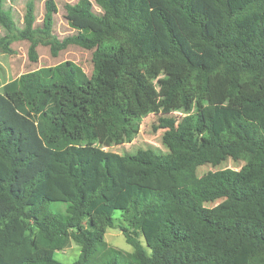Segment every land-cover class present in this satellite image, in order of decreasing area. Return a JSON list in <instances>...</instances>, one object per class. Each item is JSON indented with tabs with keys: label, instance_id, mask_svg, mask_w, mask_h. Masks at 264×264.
<instances>
[{
	"label": "trees",
	"instance_id": "obj_1",
	"mask_svg": "<svg viewBox=\"0 0 264 264\" xmlns=\"http://www.w3.org/2000/svg\"><path fill=\"white\" fill-rule=\"evenodd\" d=\"M98 28L65 37L46 0L21 25L0 0V52L57 56L0 90V264H264V0H77ZM158 116L168 149L117 153ZM239 168L198 174L201 166ZM119 226L133 251L105 240ZM71 263L57 258L70 242Z\"/></svg>",
	"mask_w": 264,
	"mask_h": 264
},
{
	"label": "rangeland",
	"instance_id": "obj_2",
	"mask_svg": "<svg viewBox=\"0 0 264 264\" xmlns=\"http://www.w3.org/2000/svg\"><path fill=\"white\" fill-rule=\"evenodd\" d=\"M14 8V18L18 24L21 25L24 13L26 11V4L28 0H9ZM56 4L57 12L54 15L55 18V33L59 37H65L69 34L80 32L87 34L98 28V25L92 21L82 20L75 16L69 15L65 9L64 4L74 3L77 0H53ZM45 2L46 0H35L36 3V14L37 21L41 22L45 14ZM4 32L0 26V34ZM12 47L16 50V54L8 55L0 52V90L2 87L17 78L23 73L35 70L40 67L55 65L57 63L72 60L78 63L85 72L91 73L92 62L90 59L89 52L79 48L70 47L67 50L61 51L57 56H54L51 52L49 45H40L38 47V62H32L28 56L29 42L28 41H16ZM158 116L156 114H150L143 118L140 125V130L137 136L132 142L125 143L122 145H116L107 148L109 151L117 153H133L138 149L155 148L163 153H166L168 149L164 146L162 141L163 130L155 131L153 124L157 123ZM239 168L240 165L229 160L228 162L221 165V167L214 168L211 165L201 166L198 169V174L203 175L208 171H215L220 168ZM117 218L116 226L108 228L105 234L106 242L122 251L128 252L133 251V246L129 244L125 236L119 227L126 226L119 213L115 214ZM80 253V247L75 242L70 244L63 250H58L56 256L64 263L73 262Z\"/></svg>",
	"mask_w": 264,
	"mask_h": 264
}]
</instances>
